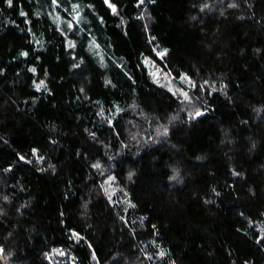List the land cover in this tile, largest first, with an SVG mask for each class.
I'll return each mask as SVG.
<instances>
[{
    "label": "trees",
    "instance_id": "obj_1",
    "mask_svg": "<svg viewBox=\"0 0 264 264\" xmlns=\"http://www.w3.org/2000/svg\"><path fill=\"white\" fill-rule=\"evenodd\" d=\"M110 3L0 0V264H264V0Z\"/></svg>",
    "mask_w": 264,
    "mask_h": 264
},
{
    "label": "rangeland",
    "instance_id": "obj_2",
    "mask_svg": "<svg viewBox=\"0 0 264 264\" xmlns=\"http://www.w3.org/2000/svg\"><path fill=\"white\" fill-rule=\"evenodd\" d=\"M152 71V75L162 84H165L169 87H171L174 91H176L178 94L183 95V93H187L189 98V91L190 88H180L171 81H173L171 75L161 69H159L153 62L149 63ZM185 98V97H184ZM106 191L108 195L116 194L118 191V186L114 182L113 176H109L104 182Z\"/></svg>",
    "mask_w": 264,
    "mask_h": 264
},
{
    "label": "snow or ice",
    "instance_id": "obj_3",
    "mask_svg": "<svg viewBox=\"0 0 264 264\" xmlns=\"http://www.w3.org/2000/svg\"><path fill=\"white\" fill-rule=\"evenodd\" d=\"M143 2H144V0H140V3H143ZM8 3H9V5H11L12 0H8ZM105 3H108V4H109V7H110L111 10H112V12H113V13H116V6H115L114 4H111V3H110V0H105ZM24 55H27V53H24ZM159 55L163 56L164 53H160ZM32 71L34 72L35 69H32ZM182 79H185V78L182 77ZM44 86H45V85H44L43 81H41L40 84H37V85H36V87H37L38 89L41 88V87H44ZM193 86H195V85H193ZM183 95H184L185 99H188V95H187V93H183ZM194 115H195V116H200V115H202V113H201L200 111H196V112L194 113ZM21 159H23V157H21ZM96 167H99V165H96ZM3 253H4V249H3L2 247H0V256H2ZM161 255H164V253L161 252Z\"/></svg>",
    "mask_w": 264,
    "mask_h": 264
}]
</instances>
